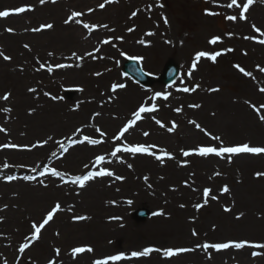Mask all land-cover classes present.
Listing matches in <instances>:
<instances>
[{
    "label": "rangeland",
    "instance_id": "374dc122",
    "mask_svg": "<svg viewBox=\"0 0 264 264\" xmlns=\"http://www.w3.org/2000/svg\"><path fill=\"white\" fill-rule=\"evenodd\" d=\"M230 2L45 0L41 4L40 0H0V11L31 9L0 18V52L11 57H0V97L11 93L8 101L0 99V128L6 129L0 132V145L20 146L0 148V264H48L50 259L57 264H93L119 254L129 258L109 264H264V249L199 247L204 243H264V176H256L264 173V154L242 153L230 160L227 154H195L200 147L219 146L206 133L219 136L225 146L264 147V121L259 119L264 109L257 113L252 107L264 105L260 91L264 88V71L260 70L264 68V45L257 42L264 36L252 28L254 24L264 32V0H254L246 20L239 19L240 9L227 7ZM244 2L238 0L241 8ZM101 3H105L103 9ZM205 10L219 14L206 15ZM73 12L83 15L65 24ZM133 12L137 15L132 16ZM229 15H237V20L226 19ZM83 23L97 27L89 33ZM44 24L53 27L31 30ZM9 28L13 31L8 32ZM149 32L155 35H146ZM216 36L220 41L209 43ZM199 51L221 55L215 62L201 58L193 70ZM73 53L83 59H75ZM130 57L137 58L156 81L169 61L178 65L179 75L170 85L157 81L142 86L123 72ZM41 64L44 68L37 71ZM58 64L72 66L59 68ZM237 64L251 76L239 72ZM121 83L126 87L112 92L111 86ZM185 87L196 90L184 92ZM30 88L36 91L29 92ZM156 93L167 94L168 99ZM152 104L157 111L142 113L125 138L115 139L134 111ZM173 122L177 127L169 132ZM76 129L82 131L74 135ZM96 129L106 135L102 137ZM84 136L103 143L84 141L69 146V137L79 141ZM44 140L48 143L43 147H33ZM60 143L68 147L67 152ZM125 144L156 145L155 155L121 152L111 156L115 147ZM185 151L191 154L184 156ZM165 152L173 158L164 156ZM98 155L105 157V163L95 164ZM156 156H164L163 161ZM5 162L10 167L3 168ZM45 168L66 174L64 181L50 173L40 175ZM101 168L114 175L97 177L83 188L65 182ZM9 175L17 179L9 182ZM224 186L229 192L222 191ZM205 188L212 190L206 204ZM55 203L61 204V211L41 230L40 238L26 240L32 235V223L39 225ZM197 204L204 206L197 209ZM141 207L151 214L136 222L133 214ZM77 216L87 219H74ZM23 243L30 247L20 253ZM74 247L94 251L73 257ZM57 248L59 256L55 255ZM145 248L153 251L131 256ZM179 248L194 250L164 255L168 249ZM253 252L259 254L253 256Z\"/></svg>",
    "mask_w": 264,
    "mask_h": 264
},
{
    "label": "snow or ice",
    "instance_id": "6c2138e0",
    "mask_svg": "<svg viewBox=\"0 0 264 264\" xmlns=\"http://www.w3.org/2000/svg\"><path fill=\"white\" fill-rule=\"evenodd\" d=\"M53 2H55V0H53ZM108 3L113 2V0H107ZM41 4L45 3V0H40ZM254 0H246V2L243 3V7L241 8V4L238 3V0H231L230 3L227 4L228 8H237L240 9L238 15H239V19L240 20H246V13L249 11V8L253 5ZM99 7L101 9H103L105 7V3H101L99 5ZM160 7H163V4L160 5ZM31 9L29 8H25V7H20V8H16L12 11L9 10H4V11H0V18H6L9 15L12 14H20V13H24L25 11H29ZM89 11H92L91 9ZM205 14L206 15H218L219 13L216 12H211L208 10H205ZM83 13L81 12H73L71 13V15L64 21L65 24H69L72 23L74 21V19L78 16H82ZM137 13L133 12L132 16H136ZM226 19L230 20V21H236L237 20V15H229L226 17ZM77 23H80V21H76ZM164 23L167 24L168 20L167 18H164ZM53 27L52 24H44V25H40L39 27L33 28L31 29L33 32H40L43 31L44 29H51ZM82 27L84 29H88L89 33L95 29L97 26L96 25H90L88 23H83ZM100 27H104L107 28V25H101ZM252 28L255 32L260 33L262 36H264V32H261V29L256 27V25H252ZM8 32H12L13 29L9 28L7 29ZM129 32L133 31V29L129 28L128 29ZM146 35H155V33L149 32ZM122 39V38H121ZM245 39H255L254 37H245ZM220 41V37L216 36L213 37L209 43L215 45L217 44V42ZM109 40H104L103 43L107 44L109 43ZM141 44L145 43L143 40L139 41ZM167 43H171L170 41H166ZM259 44L264 45V39H260L257 41ZM24 47L27 49L29 48V45L25 44ZM97 51H99V49H97ZM229 51H231V49H229ZM122 55H124V53H121ZM49 55H51V53H49ZM73 57L77 60H82L83 57L82 56H78L76 53L72 54ZM86 55L88 56H93L92 52H88L86 53ZM221 53L220 52H214V53H209L206 51H199L195 54V58L194 61L191 65L192 69L195 70L196 68V62L200 61L201 58H207L213 62L216 61L217 57L220 56ZM0 57H3L4 60H10L11 57L5 55L3 52H0ZM130 59L136 60L137 58L135 57H130ZM72 65H66V64H58L56 65V67L59 68H64V67H71ZM79 66V65H77ZM235 67L238 69L239 72L243 73L245 76H251L250 72H246L245 69L243 67H241L240 65H235ZM41 68H44V65L41 64L40 68L37 69V71H39ZM261 71H264V68L260 69ZM47 71L48 72H52L53 68L51 66L47 67ZM96 75H100V73H96ZM189 76H191V72L188 73ZM126 87V85H124L123 83L121 84H113L111 86V90L112 92H115L118 88H124ZM197 87H199L197 85ZM195 88L189 89L187 87L183 88L182 91L184 92H189V91H195ZM35 89L30 88L29 92H35ZM211 91L213 92H217L219 91L218 88H213L211 89ZM261 92H264V88L260 89ZM45 95H50L48 93H45ZM161 95H163V99L167 100L168 99V95L167 94H162V93H156L155 96L156 97H160ZM11 93H6L4 94L2 97H0V99H3L4 101H8L10 99ZM52 99H57L56 97H52ZM190 107H199V105H190ZM253 109L257 112L260 113L261 109H264V105H260V107H256L255 105H252ZM3 111L5 112H10L11 109L10 108H5L3 109ZM157 111V107L155 104H152L151 107H146L144 105H141L136 111L133 112L132 114V119H130L119 131L118 135L115 137V139L117 140H121L123 138H125V133L129 132L130 129H132L135 125L136 122L138 120H140L141 114L142 113H151V112H155ZM177 111H181V109H177ZM97 115H99V113H97ZM259 119L264 121V115H260ZM157 124H160L161 127H164L163 124H161L160 121H156ZM190 123L195 124V127L197 129H200L201 131H203V129H201V126L196 123L195 121H190ZM176 124L175 122L172 123V126L170 128H168L169 132H172L175 130L176 128ZM82 129H76L74 135L78 134L79 132H81ZM97 132H100V135L103 137L106 134L101 132L100 129H96ZM0 132H6V129L4 128H0ZM207 135H209L211 137V139L216 140L219 142V146H204V147H200L198 149L195 150V154L201 156V157H207L210 155H214L217 157H225V155L227 154L229 160L231 159V157L233 155H239L242 153H246V154H254V155H260V154H264V147H255V146H249V144L244 143V144H240V145H234V146H225L223 144V141L221 140V138L219 136H212L211 133H206ZM143 135L147 136L149 135V133L144 132ZM48 139H51V137H49ZM69 140V146L75 143H83L84 141H87L89 144L92 145H98L100 143H103L102 140H97V139H91L88 136H84L83 140H75L72 139L71 137L68 138ZM48 143V140H44L43 142H39L37 145H33V147L36 146H40L43 147L45 144ZM59 143V142H58ZM60 148L67 152L68 147H66L63 143L59 144ZM20 147L19 145L16 144H4V145H0V148H18ZM156 145H145V144H135V145H129V144H125L122 148L117 146L115 147V150L111 152V156L115 157L117 155V153H121V152H125V153H131L133 155L135 154H146V155H155V153L152 151L153 148H155ZM191 153L190 152H183L184 156H189ZM53 155H55V153H53ZM164 156H168L169 159H172L173 157H171L170 154H168L167 152L164 153ZM164 156H156L157 160H161L163 161ZM102 163H105V157L102 155H98L95 159V164L96 165H100ZM10 167V165L8 163H4L3 164V168H8ZM85 167L87 168L88 165H85ZM129 167H131V165H129ZM33 172H36V168L32 169ZM51 174V176L54 177H58L60 178V180L64 181L65 179V175L64 173H61L59 171H57L55 168H45L43 171L40 172V175H46V174ZM114 173L112 171H109L105 168H101L99 171H89L87 174L85 175H77V176H73L71 177L70 180L65 181L66 183H71L73 185H78L80 188L85 187V185L87 184V182L92 181L94 179H96L97 177H104V176H113ZM217 175H219V173H217ZM257 178L264 176V173L261 172H257L256 173ZM117 180H121L123 179V177L120 176H116L115 177ZM6 179L10 182L14 179H17V177L15 176H7ZM23 179L25 180H32L34 179V177L32 176H24ZM145 180L148 179V177H144ZM211 189L210 188H205L203 189V199H204V204H206L208 202V199L210 197L211 194ZM223 192L227 193L229 192V188L227 186H224L222 189ZM212 199H216V197H212ZM204 204H197L195 205V207L197 209L201 208L204 206ZM181 207H183V205H181ZM226 212L227 211H231L230 208H225L224 209ZM61 211V204L60 203H55L54 206L46 213V215L42 218V222L39 223V225H37L36 222H33L31 225V228L33 230L32 235L30 237H25L26 240H29L31 242H34L36 240H38L40 238L39 234L41 232V230L45 227V225H47L50 221L53 220V217ZM157 214H162V213H157ZM239 218V217H237ZM74 219L76 220H84L87 219V217L85 216H77L74 217ZM193 236H196L197 233L195 232V230H193L192 232ZM245 246H249V247H253V248H259V249H264V243H259V244H250L248 241H242V242H228V243H212V244H208V243H204L202 245H199V247H202L203 249L207 250L209 248L215 249L217 251L220 250H225L228 249L230 247H234L237 249H242ZM30 247V243H23L21 245V247L19 248V252L23 253L26 249H28ZM194 249H187V248H179L176 250L173 249H168L165 251L164 255L167 257H172L173 255H177L181 252H187V251H193ZM94 249H92L91 247H74L72 249V255L73 257L84 253V252H93ZM153 251V249L151 248H145L143 251H136V252H132L131 256L132 257H142V256H147L149 255V253H151ZM259 253L257 252H253L252 255L256 256ZM55 255L59 256L60 255V249H55ZM129 257H126L123 254H119V255H112L109 256L105 259H96L94 260L93 264H109L110 261H120V260H124V259H128ZM48 264H57L56 260L54 259H50L48 261Z\"/></svg>",
    "mask_w": 264,
    "mask_h": 264
},
{
    "label": "water",
    "instance_id": "95a60500",
    "mask_svg": "<svg viewBox=\"0 0 264 264\" xmlns=\"http://www.w3.org/2000/svg\"><path fill=\"white\" fill-rule=\"evenodd\" d=\"M124 72L136 80L138 83L142 85H151L154 83L151 75L146 73L139 63L135 60H129L124 64ZM179 73L178 66L175 62L169 61L164 69L163 75L160 77V82L162 84L168 85L171 84L177 77ZM150 215V211L146 208H141L137 210L134 214L135 220L138 222L144 221Z\"/></svg>",
    "mask_w": 264,
    "mask_h": 264
}]
</instances>
